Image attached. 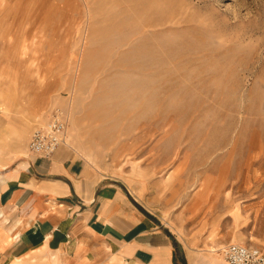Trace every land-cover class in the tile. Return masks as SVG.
<instances>
[{
  "label": "rangeland",
  "instance_id": "rangeland-1",
  "mask_svg": "<svg viewBox=\"0 0 264 264\" xmlns=\"http://www.w3.org/2000/svg\"><path fill=\"white\" fill-rule=\"evenodd\" d=\"M1 54L50 84L32 118L63 106L68 143L157 225L209 255L264 250V0H0ZM142 74L150 110L94 106Z\"/></svg>",
  "mask_w": 264,
  "mask_h": 264
},
{
  "label": "crops",
  "instance_id": "crops-1",
  "mask_svg": "<svg viewBox=\"0 0 264 264\" xmlns=\"http://www.w3.org/2000/svg\"><path fill=\"white\" fill-rule=\"evenodd\" d=\"M49 87L36 82L27 64L1 54L0 264H180L177 258L216 264L202 258L221 256L199 252L157 225L123 181L98 171L70 143L50 157L30 151L32 131L49 106L37 119L31 115Z\"/></svg>",
  "mask_w": 264,
  "mask_h": 264
},
{
  "label": "built area",
  "instance_id": "built-area-1",
  "mask_svg": "<svg viewBox=\"0 0 264 264\" xmlns=\"http://www.w3.org/2000/svg\"><path fill=\"white\" fill-rule=\"evenodd\" d=\"M68 125L67 110L58 104L49 106L32 131L28 143L30 151L52 156L60 146L68 143ZM222 252L230 264H264V250L260 246L232 242Z\"/></svg>",
  "mask_w": 264,
  "mask_h": 264
},
{
  "label": "bare ground",
  "instance_id": "bare-ground-1",
  "mask_svg": "<svg viewBox=\"0 0 264 264\" xmlns=\"http://www.w3.org/2000/svg\"><path fill=\"white\" fill-rule=\"evenodd\" d=\"M159 5H149L145 8V13H143L144 20L150 21L151 18L154 17L156 11L158 10ZM144 52L147 55L148 51L144 48ZM143 52V53H144ZM138 66L135 68L137 69ZM140 68V67H139ZM142 72L141 69H139ZM156 78L151 75L142 74L139 78L131 80L130 84H126V82L121 81L118 86L114 88H109L104 96L100 100L95 103V107L99 110L100 107L98 102L101 100H107V98H113L111 105L113 106H120L123 109H127L128 106L132 102H137L140 106L139 112H144L150 110L152 104H157L158 101V93L155 89V83H152L151 80H155ZM147 90V91H146ZM146 92V93H145ZM108 103V102H107ZM111 107V106H110ZM102 109H108L106 104H102ZM224 260L229 263L225 258ZM230 264V263H229Z\"/></svg>",
  "mask_w": 264,
  "mask_h": 264
},
{
  "label": "trees",
  "instance_id": "trees-1",
  "mask_svg": "<svg viewBox=\"0 0 264 264\" xmlns=\"http://www.w3.org/2000/svg\"><path fill=\"white\" fill-rule=\"evenodd\" d=\"M175 246H176V248L178 247V243H177V241H175Z\"/></svg>",
  "mask_w": 264,
  "mask_h": 264
}]
</instances>
